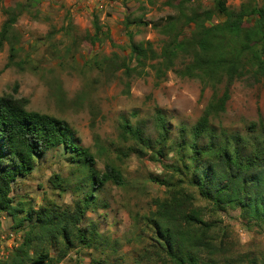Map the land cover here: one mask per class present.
I'll return each mask as SVG.
<instances>
[{
  "label": "trees",
  "instance_id": "16d2710c",
  "mask_svg": "<svg viewBox=\"0 0 264 264\" xmlns=\"http://www.w3.org/2000/svg\"><path fill=\"white\" fill-rule=\"evenodd\" d=\"M1 1L0 51L8 47L4 68H21L22 62L16 60L20 38L15 32L19 4L8 7ZM172 1L165 3L174 13L157 20L125 16L127 56L96 55L91 61L99 73L94 81H110L118 71L129 81L145 77L150 70L155 85L173 73L180 79L197 80L201 92L210 93L196 122L181 125L172 141L159 113L153 120L154 135L125 121L122 124L140 151H153L156 161L168 151L172 154L163 165L169 171L167 178H151L164 187L165 196L153 199L154 209L134 218L141 247L129 264H258L253 258L230 255L231 244L219 215L238 210L245 227L264 230V123L251 122L241 132L225 129L218 120L235 82L264 81V0H248L238 7L216 0L211 9L200 1ZM215 15L221 20L213 22ZM141 25L162 37L158 48L149 40L134 41L129 27ZM92 27L93 33L86 32L84 39L93 45L103 39L96 15ZM103 35L109 37L108 32ZM26 105L25 99L0 96V214L10 218L12 230L20 236L3 264H57L76 246L106 257L91 260L93 264H109L107 258L117 254L122 243L101 233L93 222L86 226L82 222L88 211L102 203L98 192L106 184H124L121 171L106 164L98 173L92 154L77 145L64 120L27 110ZM53 149L61 152L74 175L71 179L55 175L51 184L60 194L71 193L72 204L62 206L46 198L45 204L34 209L21 197L15 201L14 183L27 178ZM196 197L206 205L196 204ZM209 214L214 220L205 218ZM49 247L57 251L54 258Z\"/></svg>",
  "mask_w": 264,
  "mask_h": 264
},
{
  "label": "rangeland",
  "instance_id": "374dc122",
  "mask_svg": "<svg viewBox=\"0 0 264 264\" xmlns=\"http://www.w3.org/2000/svg\"><path fill=\"white\" fill-rule=\"evenodd\" d=\"M97 1L2 0L1 4L8 7L19 4L21 15L15 32L20 44L16 60L22 62V67L4 68L8 57L5 45L0 51V96L25 99L27 110L64 120L77 145L92 154L98 173L104 171L106 164L121 171L124 184H106L98 192L104 205L99 202L95 211H88L82 225L93 222L101 233L122 243L118 253L107 258L109 264H129L141 247L136 241L134 218L153 210V199L165 196L164 187L151 178H167L169 171L163 165L171 161L172 154L168 151L160 162L156 161L153 151H140L122 124L125 121L146 135H154L153 120L159 113L166 121L172 141L181 125L190 127L196 122L210 93L207 90L202 93L197 80L180 79L173 73L155 85L150 70L145 77H134L129 81L120 75L121 71L110 81L104 78L94 81L99 75L91 62L94 56L115 53L123 57L129 52L123 25L126 15L148 22L174 13V9L166 5L167 0H105V8L96 14L103 39L92 45L84 36L86 32L93 33L94 14L90 12ZM192 1H200L211 9L216 0ZM225 1L229 7H238L248 0ZM3 20L0 13V25ZM220 20L218 15L213 18V22ZM129 29L136 42L149 40L156 48L161 44L162 37L150 26H131ZM105 32L109 37L103 35ZM50 35L53 36L50 38ZM259 121L264 123V81L235 82L226 111L218 122L225 129L243 132L251 122ZM72 172L73 167L61 152L50 150L27 178L14 183L12 196L15 201L23 198L34 209L45 204L46 198L58 205L70 206L74 196L69 192L60 194L51 181L55 175L71 179ZM195 201L199 206L206 205L198 197ZM205 218L214 220L211 214ZM219 218L231 244L230 255L253 258L261 264L264 230L245 227L238 210H228ZM19 242L20 236L12 230L10 218L1 213L0 264L8 259ZM48 250L53 258L57 255L54 247ZM94 259L105 260L106 257L99 251L76 246L57 264H93L91 260Z\"/></svg>",
  "mask_w": 264,
  "mask_h": 264
},
{
  "label": "crops",
  "instance_id": "0c3cea01",
  "mask_svg": "<svg viewBox=\"0 0 264 264\" xmlns=\"http://www.w3.org/2000/svg\"><path fill=\"white\" fill-rule=\"evenodd\" d=\"M105 2V0H98L97 2H96V4L94 5V7H93V9L91 10V15L92 14H94V15H96V14H98V13H100L101 11H102V9L103 8H105L104 6H103V3Z\"/></svg>",
  "mask_w": 264,
  "mask_h": 264
}]
</instances>
